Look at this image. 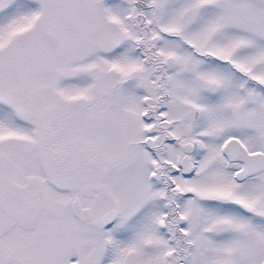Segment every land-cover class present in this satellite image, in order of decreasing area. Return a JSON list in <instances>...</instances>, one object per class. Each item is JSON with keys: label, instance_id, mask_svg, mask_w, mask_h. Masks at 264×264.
I'll use <instances>...</instances> for the list:
<instances>
[{"label": "snow or ice", "instance_id": "obj_1", "mask_svg": "<svg viewBox=\"0 0 264 264\" xmlns=\"http://www.w3.org/2000/svg\"><path fill=\"white\" fill-rule=\"evenodd\" d=\"M0 264H264V0H0Z\"/></svg>", "mask_w": 264, "mask_h": 264}]
</instances>
